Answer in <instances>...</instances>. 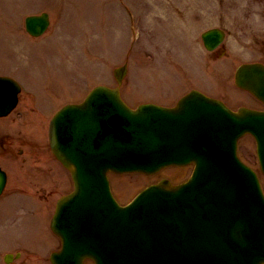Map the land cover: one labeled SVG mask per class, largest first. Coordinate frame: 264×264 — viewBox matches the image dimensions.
<instances>
[{"label":"water","instance_id":"water-1","mask_svg":"<svg viewBox=\"0 0 264 264\" xmlns=\"http://www.w3.org/2000/svg\"><path fill=\"white\" fill-rule=\"evenodd\" d=\"M26 22L28 31L38 36L49 18L43 14ZM202 37L213 50L225 35L212 29ZM116 75L121 83L125 69ZM236 78L264 102L263 64L242 65ZM6 87L0 79V115L16 104L17 91L3 98ZM190 96L174 109L147 104L130 110L118 88L98 87L84 104L68 106L56 116L52 148L71 170L75 191L58 202L52 221L64 242L63 250L52 257L54 264H83L86 258L96 264L264 263V197L254 173L236 156L237 138L252 133L264 172V112L243 108L224 121L221 131L240 130L233 141L205 143L198 138L177 143L174 137L186 119L179 114ZM101 103L113 109L115 124L104 126L99 118L86 122ZM191 161L197 164L195 174L180 186L163 180L126 207L111 195L109 170L152 174ZM5 182L0 170V192Z\"/></svg>","mask_w":264,"mask_h":264},{"label":"rangeland","instance_id":"rangeland-1","mask_svg":"<svg viewBox=\"0 0 264 264\" xmlns=\"http://www.w3.org/2000/svg\"><path fill=\"white\" fill-rule=\"evenodd\" d=\"M41 12L50 14L51 26L42 37L32 38L25 30V18ZM169 19L178 23L171 31L166 25ZM183 20L187 26H181ZM210 28L226 31L224 56L203 46L201 34ZM253 61L264 62V0H0V74L32 84L41 105L47 91L50 97L59 91L66 99L74 91L81 98L101 84L115 87L114 69L127 63L129 71L121 90L133 107L139 103L173 105L183 93L197 88L231 104L238 101L236 105L244 102L262 109L257 100L256 105L252 103L249 93L238 91L234 82L236 68ZM47 80L59 83L46 87ZM9 125L6 118L0 119V130ZM21 148L27 151L18 145L15 155L19 159L24 156H20ZM243 148L245 159L260 173L254 142L245 138ZM190 169L168 168L152 176L112 174V187L117 198L128 203L159 179L184 180ZM260 176L264 188V176ZM64 177L67 191L71 181L67 172ZM18 201L14 197L0 203V222L10 217L0 235L28 234L27 229H34L32 217L11 210ZM39 215L43 217L40 225H47L48 230L35 238L52 241L50 221L44 212L35 217ZM40 231L45 229L39 227L36 235Z\"/></svg>","mask_w":264,"mask_h":264},{"label":"flooded vegetation","instance_id":"flooded-vegetation-1","mask_svg":"<svg viewBox=\"0 0 264 264\" xmlns=\"http://www.w3.org/2000/svg\"><path fill=\"white\" fill-rule=\"evenodd\" d=\"M21 101V99H20ZM18 125L14 134H6L7 139L5 153H0L1 157H7L9 160H15L12 156V148L15 149L22 144L27 148L21 151L20 156L27 155L28 159L23 162L33 161V170L43 171L38 165L43 158L51 160L50 150L47 140L48 116L41 115L34 105L18 108L16 116L12 119ZM42 140L43 144L37 142ZM34 142L35 147L30 146ZM18 157V156H17ZM11 158V159H10ZM51 174L53 169H48ZM31 176V175H30ZM39 182L43 179L38 177ZM55 189L43 184L12 185L3 194L6 196L19 195L20 204L29 206L31 209H51L50 198L55 196ZM22 199H25L22 201ZM44 231L38 232V236H43ZM35 239L26 234H10L0 236V264H50L49 256H42L41 249L33 242Z\"/></svg>","mask_w":264,"mask_h":264},{"label":"bare ground","instance_id":"bare-ground-1","mask_svg":"<svg viewBox=\"0 0 264 264\" xmlns=\"http://www.w3.org/2000/svg\"><path fill=\"white\" fill-rule=\"evenodd\" d=\"M166 25H167L168 29L171 31L173 29V26L175 25V22L173 20L171 21L169 19L168 24H166ZM185 25H186V23H185Z\"/></svg>","mask_w":264,"mask_h":264}]
</instances>
